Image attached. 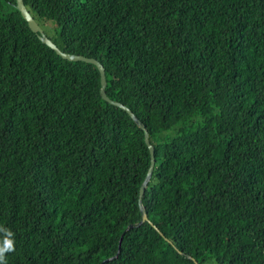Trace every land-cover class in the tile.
<instances>
[{
    "label": "trees",
    "instance_id": "16d2710c",
    "mask_svg": "<svg viewBox=\"0 0 264 264\" xmlns=\"http://www.w3.org/2000/svg\"><path fill=\"white\" fill-rule=\"evenodd\" d=\"M23 2L146 126L158 230L143 130L0 0L8 264H264V0Z\"/></svg>",
    "mask_w": 264,
    "mask_h": 264
},
{
    "label": "water",
    "instance_id": "95a60500",
    "mask_svg": "<svg viewBox=\"0 0 264 264\" xmlns=\"http://www.w3.org/2000/svg\"><path fill=\"white\" fill-rule=\"evenodd\" d=\"M15 7L20 12L22 18L27 21V24H28V27L30 28V30L32 32L36 33L38 38L44 44H46L51 49H53L56 52L57 55L61 56L64 59L70 60V61L80 60V61H84V62H88V63L94 64L97 67V69L99 71V74H100V95H101V97L105 101L109 102L110 104H113V105L123 109L135 121V123L139 126V128H141L143 130V132H144V141H145V144L147 145V147L149 149V153H150V164H149L146 176H145V178H144V180L141 183L140 188H139L138 205H139V209H140V213H141V218H140L139 224L143 223L144 221H149L148 217H147V215L145 213L144 206L142 204V195L144 193L146 184H147V182H148V180H149V178L151 176V173H152V170H153V167H154V163H155V158H154V147L149 142V133H148V131L146 129V126L135 116V114L132 112V110L130 108H128L127 106H125L121 102L111 100L107 96L106 91H105V87H106L105 71H104L103 65L98 60H96L95 58L86 57V56L79 55V54H70V53H67V52H64V51L60 50L57 47V45H55L47 37V35L44 33L43 29L36 22V20L32 17V15L29 13V11L27 10L23 0H16ZM151 224H152V226H154V228H156L158 230V228L153 223H151ZM130 227H132V225H129L127 227V229L130 228ZM159 233L162 234L161 232H159ZM119 249L120 248H118V250ZM106 260H108V259H105L102 262H104Z\"/></svg>",
    "mask_w": 264,
    "mask_h": 264
},
{
    "label": "clouds",
    "instance_id": "9594fccd",
    "mask_svg": "<svg viewBox=\"0 0 264 264\" xmlns=\"http://www.w3.org/2000/svg\"><path fill=\"white\" fill-rule=\"evenodd\" d=\"M0 237H2L0 238V264H8L7 254L14 252L16 250L15 249V234L9 228L0 226ZM113 257H109L106 259L110 260Z\"/></svg>",
    "mask_w": 264,
    "mask_h": 264
},
{
    "label": "rangeland",
    "instance_id": "374dc122",
    "mask_svg": "<svg viewBox=\"0 0 264 264\" xmlns=\"http://www.w3.org/2000/svg\"><path fill=\"white\" fill-rule=\"evenodd\" d=\"M42 29L44 30V33L46 35H50L51 34L50 31L46 27H43ZM209 264H211V263H209Z\"/></svg>",
    "mask_w": 264,
    "mask_h": 264
}]
</instances>
